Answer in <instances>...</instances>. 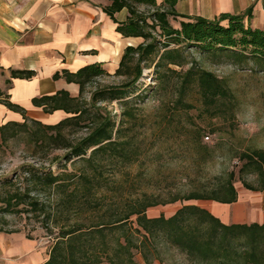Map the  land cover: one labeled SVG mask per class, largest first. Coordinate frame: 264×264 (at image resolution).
Wrapping results in <instances>:
<instances>
[{"label":"trees","instance_id":"1","mask_svg":"<svg viewBox=\"0 0 264 264\" xmlns=\"http://www.w3.org/2000/svg\"><path fill=\"white\" fill-rule=\"evenodd\" d=\"M107 1L109 4L102 11L117 24L116 32L123 38L142 41L136 46L129 44L121 55L114 73L124 78L121 84L97 86L85 98L86 88L108 75L102 64L87 65L75 73L57 72L53 78L62 77L67 83L78 85V95L73 97L62 90L32 100L33 106L45 114L64 113V118L54 124L29 119L22 108L2 101L9 110L20 113L22 121L0 127V145L15 138L18 132L29 135L33 131L30 136L35 137H31L30 143L35 148L47 145L52 151H62V155L47 166L24 163L11 177L0 180V233L21 232L6 229V214L32 219L54 240L43 264H138L133 260L134 250L144 264H151L159 259L154 245L157 241L176 248L198 264H264V223L224 224L208 210L193 204L181 206L169 217L146 215L152 207L176 202H237L233 171L217 178L210 189H192L162 201L145 192L122 193L123 182L129 178L126 168L133 162L132 143L124 134L122 122L116 125L102 106L121 101L125 106L122 116L134 119L135 115L126 110L133 99L125 100V95L142 71L148 69L146 64L150 60L157 89L163 87L168 77H176L179 99L189 85H194L203 105L215 107L212 118H218L223 107L232 112L236 102L225 81L202 68L185 69L181 46L192 44L204 51H232L236 57L249 55L264 62V30L245 24L252 9L243 15L223 14L215 20L189 18L180 21L176 28L170 20L184 18L175 10L178 0ZM141 8L151 11L143 12ZM124 9L127 19L119 23L115 14ZM153 56H157L156 61L151 59ZM11 75L31 79L34 72L12 71ZM229 118L234 122L235 114L232 112ZM80 125L86 129L82 137H66L68 128ZM238 159V181L245 190L263 195L264 211V151L243 152ZM52 165H56L58 173H52ZM108 166L114 168L110 177L104 175ZM248 174L255 175L254 183L243 178ZM25 237L32 240L29 235Z\"/></svg>","mask_w":264,"mask_h":264},{"label":"rangeland","instance_id":"2","mask_svg":"<svg viewBox=\"0 0 264 264\" xmlns=\"http://www.w3.org/2000/svg\"><path fill=\"white\" fill-rule=\"evenodd\" d=\"M141 11L150 12L151 9L141 8ZM170 24L178 27V21L170 20ZM141 42L136 40L134 45ZM181 49L186 60L185 69L190 66L202 68L225 81L235 98L236 106L232 109L235 120L231 122L229 115L232 112L227 111V107L220 109L218 118H212L215 107L203 105L194 85H189L179 99L176 77H168L163 87L157 89L154 64L149 60L146 64L148 69L142 71L140 79L125 95V100L133 99L126 105V110L135 115L134 119L122 116L125 106L121 101L102 104L116 125L122 122L124 134L132 143L133 162L125 167L129 178L123 182L120 191L145 192L162 201L169 195L187 193L192 189H210L217 178L233 171L240 201L236 204V219L229 223L260 222L264 214L263 195L245 190L238 181L241 165L238 157L243 152L264 151V62L249 55L236 57L232 51H204L192 44H183ZM151 59L156 61L157 56ZM123 81V77L108 73L86 88L85 98H88L87 92L97 86L117 85ZM84 123L87 121L81 125ZM81 125L68 128L66 137L70 140L82 137L86 129ZM32 132L29 135L18 132L15 138L0 145V180L11 177L24 163L47 166L51 160L55 161L54 158L62 155V151H52L47 145L35 148L30 143L31 137H35L30 136ZM50 168L52 173L59 172L56 165ZM112 174L114 168L106 167L104 175L110 177ZM115 177L119 180L120 176ZM243 178L250 183L255 181L252 174L243 175ZM186 204L207 210L211 205L219 206V203L210 201L176 202L152 207L146 215L148 218L169 217ZM4 218L8 223L6 229H19L18 236L22 239L26 235L32 238V249L41 254L43 264L48 259L54 240L30 218L11 214H6ZM154 245L159 259L151 264H198L162 241ZM133 260L144 264L142 256L135 250Z\"/></svg>","mask_w":264,"mask_h":264},{"label":"crops","instance_id":"3","mask_svg":"<svg viewBox=\"0 0 264 264\" xmlns=\"http://www.w3.org/2000/svg\"><path fill=\"white\" fill-rule=\"evenodd\" d=\"M108 4L107 0H0V127L22 121L21 114L9 110L4 100L22 108L27 118L44 124L63 119L61 111L49 115L32 104L34 98L62 90L78 95V85L53 78L57 72L75 73L98 63L107 73H115L124 49L136 40L116 32L117 24L102 11ZM249 8L251 18H245V24L264 30V0H178L175 6L177 14L184 17L178 18V26L189 18L243 15ZM127 16L124 9L115 19L123 23ZM12 71H32L34 76L13 78ZM237 202L211 205L208 211L224 224H238L229 223L236 219ZM257 223H264V214ZM18 235L0 233V264H41V254L32 249V240Z\"/></svg>","mask_w":264,"mask_h":264},{"label":"built area","instance_id":"4","mask_svg":"<svg viewBox=\"0 0 264 264\" xmlns=\"http://www.w3.org/2000/svg\"><path fill=\"white\" fill-rule=\"evenodd\" d=\"M205 139H207V140H208V137H206Z\"/></svg>","mask_w":264,"mask_h":264}]
</instances>
